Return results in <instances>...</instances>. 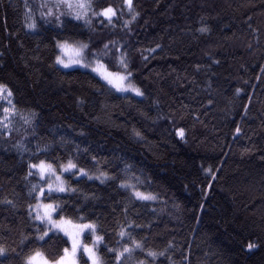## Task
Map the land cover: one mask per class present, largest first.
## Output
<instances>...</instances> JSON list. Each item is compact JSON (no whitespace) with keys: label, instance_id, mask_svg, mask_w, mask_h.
I'll use <instances>...</instances> for the list:
<instances>
[{"label":"trees","instance_id":"16d2710c","mask_svg":"<svg viewBox=\"0 0 264 264\" xmlns=\"http://www.w3.org/2000/svg\"><path fill=\"white\" fill-rule=\"evenodd\" d=\"M28 2L36 11L41 0ZM93 2L97 8L121 4ZM134 4L139 16L131 31L123 27L126 9L115 27L72 21L59 28L40 21L37 12L38 28L31 31L24 27V0H0V83L13 90L20 113H35L28 125L17 115L11 136L0 137V199L16 205H0V244L9 250L0 264H22L35 249L51 257L64 247L51 233L37 240L28 215L29 181L38 178L25 175L38 145L47 146L41 159L72 158L110 175L101 183L67 174L76 191L60 194L65 214L82 208L76 214L96 222L110 247L119 240V226L134 222L141 227L133 234L146 237L147 247L168 248L155 264H264V0ZM204 24L210 32L198 31ZM65 38L102 55L106 43L124 45L144 97L120 94L88 70L56 65V39ZM104 60L118 70L115 55ZM209 98L214 103L201 107ZM180 127L186 142L176 135ZM17 141L28 149L23 155ZM133 177L157 199L135 200L120 187L122 180L136 184ZM249 241L259 247L247 251Z\"/></svg>","mask_w":264,"mask_h":264},{"label":"snow or ice","instance_id":"6c2138e0","mask_svg":"<svg viewBox=\"0 0 264 264\" xmlns=\"http://www.w3.org/2000/svg\"><path fill=\"white\" fill-rule=\"evenodd\" d=\"M24 8V27L31 31L38 28L37 12L40 21L43 23L55 22L59 28H63L65 23H71L72 21H83L85 25H91L95 21L102 27H115L124 16L126 9L129 19L123 21V27L128 28L129 31H131L129 25L139 16L134 0H121L119 6L109 4L99 8L95 6L93 0H41L36 6V11H34L28 0H24ZM198 31L206 33L210 32V28L204 24ZM115 45L116 42L114 41L106 43L102 55L100 52L91 51L89 43L82 41L70 42L67 38L56 39L55 48L58 50V54L55 56V64L65 69L73 66L91 68L107 85L117 92L127 93L131 91L136 96L143 97L145 93L132 82L133 72L129 68L127 52L121 51V48L125 46L116 47ZM160 47L159 44L156 45V48ZM149 51L155 52V49ZM109 53L116 57L117 71L109 70L107 63H105L104 57ZM144 59L147 60V57H144ZM213 63L218 64L219 61L213 60ZM196 70L197 72L201 71V66L196 65ZM205 71H210V66H206ZM190 83H194V81ZM210 88L211 82L206 85V89ZM240 91L239 88L236 89L237 94ZM83 103V100H77L78 105ZM213 103L214 101L209 98L206 104L201 105V107L207 109ZM244 107L247 108V106ZM17 115H20L26 125L31 124L35 117L34 112H29L26 115L20 113L14 99L13 90L8 85L0 83V137L9 138L11 136ZM241 132V128L237 126L234 135L239 136ZM134 134L138 137L141 135L140 132L135 130ZM176 135L186 142L183 127L176 129ZM15 147L21 155L28 151L27 147L20 141L16 142ZM46 150L47 146L41 149L38 145L36 150L30 153L27 163L25 179L27 180L28 177L38 178L37 183L29 181L28 195L31 202L27 206L28 215L35 224L37 240L43 241L46 237L51 239L52 236H56L62 240L64 247L59 248L51 257L39 249L32 250L22 257V264H80L81 260H83V264H130L133 260L135 264H155L158 257H165L168 248L158 252L147 247L146 237L137 238L133 234L136 228L141 227L134 222L119 226V231L116 233L119 240H117L116 246L110 247L105 243L106 236L100 234L101 230L96 222L83 214H76L77 212L83 213L82 208L75 209L71 216L66 215L60 194L75 192L76 189L67 184L63 178L64 173L76 176L78 180L84 178L96 179L101 183L111 179V177L103 171L95 176L90 175L84 167L78 166L72 158L59 163L50 161L47 158L41 159L40 155L46 153ZM205 172L215 179V173L211 168L205 169ZM132 179H135L137 183L133 184L129 180H122L120 187L130 190L135 200L154 201L157 199L155 194L139 189L137 186L139 178L133 177ZM0 205L10 208L16 206L15 202L8 198L0 199ZM124 211L126 213L127 209ZM50 233L52 236L49 235ZM85 233L91 236L90 243L85 242L87 239ZM257 247H259V244L255 241H249L246 244L247 251ZM8 251L0 244V258L7 259ZM137 252L143 253L144 258L141 259L136 256ZM85 256L86 259H84Z\"/></svg>","mask_w":264,"mask_h":264},{"label":"rangeland","instance_id":"374dc122","mask_svg":"<svg viewBox=\"0 0 264 264\" xmlns=\"http://www.w3.org/2000/svg\"><path fill=\"white\" fill-rule=\"evenodd\" d=\"M71 42V41H70ZM58 66H60V65H58ZM61 68H63L62 66H60ZM72 68H81V69H83V70H88V71H90V72H92V73H94L95 75H97L98 77H100L97 73H95V72H93L92 70H91V68H84V67H80V66H73V67H71V68H67V69H72ZM63 69H65V68H63ZM110 70V69H109ZM111 71H114V70H111ZM101 78V77H100ZM103 80V79H102ZM104 81V80H103ZM105 82V81H104ZM132 82L137 86V87H139V88H141L138 84H136L133 80H132ZM115 90V89H114ZM141 90L143 91V89L141 88ZM116 91V90H115ZM144 92V91H143ZM118 93H120V94H125V95H131V96H135V97H139V96H136L135 95V93L134 92H131V91H129V92H127V93H122V92H118ZM144 97V96H143ZM86 169V168H85ZM88 172H89V174L90 175H93V176H95V175H98L99 174V172H98V174H96V173H93L92 171H90V170H88V169H86ZM104 172V171H103ZM67 174H69V173H64V176H63V178H64V180L67 182V184H68V181H67V178H66V175ZM108 174V173H107ZM108 176L110 177V175L108 174ZM85 236H86V233H85ZM82 239H84V237H82ZM85 242H86V240H85ZM91 242V241H90ZM90 242H86V243H90ZM80 264H81V261H80Z\"/></svg>","mask_w":264,"mask_h":264}]
</instances>
